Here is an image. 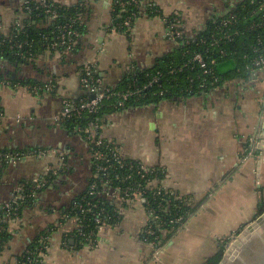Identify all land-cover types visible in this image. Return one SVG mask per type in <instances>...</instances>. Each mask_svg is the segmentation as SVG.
Returning <instances> with one entry per match:
<instances>
[{"label": "crops", "instance_id": "1", "mask_svg": "<svg viewBox=\"0 0 264 264\" xmlns=\"http://www.w3.org/2000/svg\"><path fill=\"white\" fill-rule=\"evenodd\" d=\"M38 1L0 0V35L12 36L27 26L47 28L49 20L34 19L25 7ZM54 1L67 6L83 2ZM242 1L153 0L160 13L139 14L125 34L111 28L109 0H87L84 32L74 50L60 53L47 45L21 63L0 59V148L55 151L4 164L0 205L11 201L19 185L30 184L56 164L58 156L64 158V167L38 192L33 205L8 222L11 237L0 250V264H19L24 250L50 230L44 264H205L223 240L259 215L264 156L251 152L264 119V70L236 76L234 61L222 66L230 76L223 75L224 82L206 93L128 106L99 119L98 134L114 141L125 159L165 170L164 186L187 198L192 210L184 225L162 235L156 249L142 237L143 208L113 198L121 216L101 231L97 247L62 243L64 228L74 226L63 212L87 188L93 169L88 141L68 121L54 120L63 97L82 95L81 68L93 64L103 85L122 89L132 74L155 66L179 47L166 37L164 17L177 13L185 36L192 38ZM15 80L55 87L33 93L15 86Z\"/></svg>", "mask_w": 264, "mask_h": 264}, {"label": "built area", "instance_id": "2", "mask_svg": "<svg viewBox=\"0 0 264 264\" xmlns=\"http://www.w3.org/2000/svg\"><path fill=\"white\" fill-rule=\"evenodd\" d=\"M82 1L83 2L79 3L80 6H84L87 0ZM245 1L246 0L239 4L245 9L244 11L239 10V7L229 10L224 16L217 20V23L208 32L207 36L199 39V44L206 45L204 52L191 51L190 49L186 51L191 54V58L184 66L190 69L197 68L200 70V74L196 76V82H194L192 77L188 76L191 84L184 89L181 88L182 92L192 93L200 90V92L205 93L206 90L212 88L213 85L222 82L223 77L214 71L212 65L216 64L219 59L229 58L234 55V51L228 49L224 45L231 42L235 37L256 29H259V32L255 35L254 39L245 45V52L242 54L243 70L250 75H255L257 72L264 70V0H248L249 8L244 4ZM109 2L110 10H114L115 6L119 11H122L127 5L140 7L138 0H118L116 2L109 0ZM28 3L25 7L29 10ZM56 3L58 2L54 0H39L36 8H40L50 20H54L58 16ZM142 4H144L143 9L148 7L151 12L155 11L156 13H160L153 0H148L146 3ZM152 7H155V9ZM253 14H259V18L256 21L242 25V20L247 15ZM136 17H138V15L136 16L132 13L127 15L116 25H113L112 20L111 28L117 31V27H123L124 32L121 33L127 34ZM163 20L166 25V37L168 39L179 45L181 41L185 39V43L188 44L189 41L186 40L181 18L177 13L164 17ZM82 21V14L79 13L78 16L71 17L64 24L55 26L50 32L51 39L42 36L44 39L52 40L48 43L50 48L59 50L60 53L71 52L74 50V47L81 37L78 26L83 23ZM0 44H3L21 58H28L33 55L32 51L29 49L31 43L19 40L15 35H0ZM159 76L158 73L152 75L148 86L156 83L159 80ZM21 85L33 93L51 91L55 87V84L48 82H43L42 84H21L15 82V86ZM79 85L83 90L82 95L79 97L69 95L63 97L62 108L58 115L55 116V121L63 122L70 119H79L84 114H95L109 99L114 101L113 106L115 108L122 109L125 107L127 100L132 98L136 100L142 96V89L137 87L132 88L133 86L131 85L126 89L111 88L103 85L96 73L94 65L91 63H86L81 68L79 72ZM146 86H144V88ZM157 93L163 95L165 89L157 90L154 95ZM2 117L3 114L0 105V121ZM74 128L80 132L90 144V157L94 170L92 177L101 178L100 186L95 183L89 184V195H101L102 198L109 199L112 202L113 198H118L132 206H141L145 213V226L142 230L143 240L158 249L162 235L170 230V226L176 224L177 229H180L186 220L182 215L172 219L167 216V214L170 213V190L164 186L162 181L165 170L161 167H148L137 161V163L128 164V160L124 158L121 148L114 141L102 138L98 134L99 124L97 122H89L84 127L74 126ZM54 152L55 151L43 148L8 151L0 150V180L4 164L16 163L23 158L46 157L48 154ZM57 159L58 161L56 164H49L41 176L32 179L30 182L31 188L29 190L26 191L25 184L19 185L11 201L0 205V222L7 223L8 226L10 220H15L19 217V210L26 200H31L32 202L35 200L38 192L50 182L53 176L58 174L59 168L64 167V158L58 156ZM125 166H129L135 170L136 176L133 177V180L128 185L119 186L114 184L112 181L113 176L119 179L115 169ZM159 174L160 176H158ZM131 178L132 177L127 174L121 178V181L126 183ZM173 193L172 195L175 200L181 199L180 196ZM83 202L85 205L77 202H73L72 204V208H77L78 213L70 216L65 215L66 217L63 214L64 219L70 220L74 226L71 228H64L62 243L67 244L69 239H73L74 245H72V247H78L77 242L83 240L85 243L82 247L91 249L92 247H97L99 244V235L101 231L106 226L114 223L107 222L111 216L106 213L100 200L94 203L86 200ZM120 213V211H116L115 209V216H113L116 218L115 223L119 220L121 216ZM86 216L90 217L95 223V231H84L82 220ZM2 230H4V227L0 226V232ZM50 231L42 234L36 240L38 242V247L36 249L24 250V254L22 253L24 257V260L21 262L22 264H44L43 256L46 254L49 246L48 242L50 241V237L48 234Z\"/></svg>", "mask_w": 264, "mask_h": 264}, {"label": "trees", "instance_id": "3", "mask_svg": "<svg viewBox=\"0 0 264 264\" xmlns=\"http://www.w3.org/2000/svg\"><path fill=\"white\" fill-rule=\"evenodd\" d=\"M113 1H118V0H113ZM146 1L148 0H138L139 6H133V5H127L123 8L122 11L117 10V7L115 6L114 10H111V16H112V20H113V25H116L118 22H120L121 20H123L127 15H130L132 13H134L136 16L141 13H146L148 16H154L157 13L151 12L150 8L146 7L143 9V5L142 3H146ZM38 2H29L28 3V7H29V12L31 13V15L33 16L34 19H40V18H45L47 20H49V26L45 29H35L34 27H25L22 30H18L15 29L14 31V35L17 37V39L19 40H23L26 42H30L31 46L29 47V49L32 51V56L28 57V58H21L18 55H15L14 52L12 50H9L6 46H4L3 44H0V59L1 60H7L10 62H23L26 61L27 59H31L38 50H40L42 47L44 48L45 46L48 45L49 42H51V36H50V32L55 28V26L59 25V24H64L65 22H67L71 17H75L78 16L79 13L82 14L83 10H84V6H80L79 4L77 5H73V6H67V5H62V4H58L56 3V11H57V18H55L54 20H50V18L42 11L40 10V8H36ZM244 4L249 8V4H248V0H246L244 2ZM239 7V10L244 11L245 9L241 7V5L237 6L236 8ZM153 9H155V7H152ZM259 18V14H253V15H247L243 20H242V25L250 23L252 21H256ZM217 20H214L213 22H210L206 28H204L203 30L197 32L192 38H188L186 37V40H188V44L185 43V39L181 41V44L179 45V47L176 49V51L172 54H170L169 56L165 57L164 59H162L161 61H159V63H157L155 66L149 68V69H145L142 71H139L137 73L132 74L127 82L125 83L124 87L122 89H126L128 86H133L137 87V88H141L142 89V96L139 99L134 100L129 99L126 101V105L125 107L128 106H136V105H144V104H148V103H152V102H158L160 100H162L163 98H170L172 96H188V95H193V94H202L203 92H200V90L194 91L192 93H186V92H182L181 88H186L189 86V84H191L189 82V78L188 76L192 77L194 82L196 79V76L198 74H200V70L197 68H188L186 66H184L191 58V54L187 53V50H191V51H201L204 52V48L206 45H202L199 44L198 41L201 37H205L208 35V32L215 26V24L217 23ZM83 22V21H82ZM77 28V26H76ZM118 28V32H124V28ZM79 32L82 35L84 32V22L78 26ZM259 32V29L247 32L243 35H239L237 37H235L231 42H229L228 44H225L224 46L227 47L228 49L234 51V55L232 57L229 58H222L219 59L216 64L212 65L214 71L223 77V75L227 76L228 74H231L229 71L223 73L222 72V66L224 65H228V64H233L235 61V65H236V71L238 70V72L235 73L236 76L242 75V76H249L250 74L248 72H245L243 70V62H242V54L245 52V45L250 42L252 39H254L255 35ZM50 38V39H44V37ZM78 44H76V46L74 47V49L77 47ZM214 49V48H213ZM156 73H158L159 76V80L152 84L151 86H148V83L152 77V75H155ZM230 76V75H228ZM225 80V77H223V81L220 82L219 84L213 85L212 88H209V90L214 89L215 87L221 85ZM16 82H19L21 84H42L43 82H38V81H20V80H15ZM147 85V86H146ZM144 86H146L144 88ZM159 89H165V93L163 95L160 94H155L154 93L159 90ZM209 90H206L209 91ZM205 92V93H206ZM114 101L112 99L107 100L104 105L102 107L99 108V110L95 113V114H84L81 118H77V119H70L68 120V122H66L67 124H69L70 128H74V126H86L89 122H97L99 124V119L102 117L103 114H109L112 112H116L121 110L120 108H115L113 106ZM124 107V108H125ZM123 109V108H122ZM0 150L3 151H8V149L6 148H0ZM17 150V149H15ZM128 164H134L137 163L136 161L133 160H128L127 161ZM94 172V170L92 169V173ZM115 172L117 173L119 179L115 178V176H113V182L116 185L119 186H124V185H128L130 184V182L133 180V177L136 176L135 174V170H133L132 168H130L129 166H125L123 168H116ZM127 174H129L132 178L127 181L126 183L121 181V178L123 176H126ZM165 175V172H164ZM160 176V174L158 175ZM112 179V178H111ZM95 183L98 186H100L101 184V178H93L91 177L88 183L92 184ZM88 186L87 188L80 193L79 195H77L72 203L70 204L69 207H67L63 214L64 216H70L72 214H76L78 213V209H73L72 208V204L73 202H77V203H83L82 205H85V203L83 202L84 200L86 201H90V202H97L98 200H100L102 202L103 207L106 210V213L110 214L111 218H109L107 220L108 223H115L116 218L113 217L115 216V207L114 204L111 200L109 199H105L102 198V196H97V195H89V191H88ZM26 187V191L29 190L31 188V184H27L25 185ZM149 193V192H148ZM173 191L170 190V201H169V205H170V213L167 214L168 217H170V219L175 218L177 216H184V218L186 219L188 217V215L192 212L191 208L189 207L187 198L185 197H181V199L175 200L173 198L172 195ZM176 194V193H173ZM178 195V194H176ZM179 196V195H178ZM33 202L31 200H26L23 205L22 208H20V212L19 214L21 215L22 210L27 206V205H33ZM102 207V206H101ZM264 210V199H263V203L261 205V208L259 210V214ZM65 216V217H66ZM64 219H62L63 221ZM82 225L84 226V231H95L96 230V225L95 223L91 220L90 217L86 216L83 220H82ZM0 226L4 227V230H2L0 232V250L5 246V244L9 241L11 234L9 232V230H7V223L4 222H0ZM177 229V225L175 224L174 226H170V230H168V233L166 236L173 234L174 232H176ZM82 238V237H79ZM83 239V238H82ZM78 241V240H77ZM78 247H81L85 242L83 240H79L77 242ZM38 247V242L34 241L27 249L28 250H34ZM222 253L223 250L222 248L212 257H209L206 260L205 264H218V262L221 260L222 258ZM24 254V253H23ZM23 254H21L18 257V263L22 264L21 262L24 260Z\"/></svg>", "mask_w": 264, "mask_h": 264}, {"label": "water", "instance_id": "4", "mask_svg": "<svg viewBox=\"0 0 264 264\" xmlns=\"http://www.w3.org/2000/svg\"><path fill=\"white\" fill-rule=\"evenodd\" d=\"M258 135V136H257ZM255 149L251 153L264 156V119L261 121L260 127L255 134ZM261 159L257 160V176H259V167ZM256 216V215H255ZM254 216V217H255ZM255 238V239H254ZM259 240L264 245V210L252 222L244 226L230 237H227L222 242V258L218 264H230L242 255L244 249L252 240ZM69 243H73V239H69ZM264 264V258L262 263Z\"/></svg>", "mask_w": 264, "mask_h": 264}, {"label": "flooded vegetation", "instance_id": "5", "mask_svg": "<svg viewBox=\"0 0 264 264\" xmlns=\"http://www.w3.org/2000/svg\"><path fill=\"white\" fill-rule=\"evenodd\" d=\"M255 239V238H254ZM252 240L241 256L230 264H261L264 258V245L259 240Z\"/></svg>", "mask_w": 264, "mask_h": 264}, {"label": "rangeland", "instance_id": "6", "mask_svg": "<svg viewBox=\"0 0 264 264\" xmlns=\"http://www.w3.org/2000/svg\"><path fill=\"white\" fill-rule=\"evenodd\" d=\"M222 250H223V248H222Z\"/></svg>", "mask_w": 264, "mask_h": 264}]
</instances>
